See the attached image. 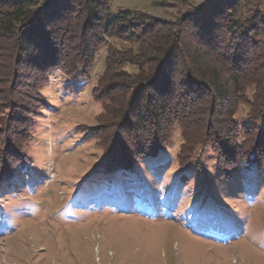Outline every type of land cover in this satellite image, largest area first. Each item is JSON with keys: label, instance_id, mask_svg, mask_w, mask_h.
<instances>
[{"label": "trees", "instance_id": "obj_1", "mask_svg": "<svg viewBox=\"0 0 264 264\" xmlns=\"http://www.w3.org/2000/svg\"><path fill=\"white\" fill-rule=\"evenodd\" d=\"M161 4L180 5L175 18L112 12V0H0V109L8 121L2 130L7 135L12 122L25 120L19 154L49 107L40 88L50 72L86 82L105 46L91 91L101 106L91 134L104 169L131 173L168 148L175 126L183 164L201 166L218 155L222 176L264 164V0ZM37 69L39 77H31ZM3 142L1 179H10L31 160L24 154L5 162L12 142L8 135Z\"/></svg>", "mask_w": 264, "mask_h": 264}, {"label": "rangeland", "instance_id": "obj_2", "mask_svg": "<svg viewBox=\"0 0 264 264\" xmlns=\"http://www.w3.org/2000/svg\"><path fill=\"white\" fill-rule=\"evenodd\" d=\"M162 1L112 0L111 6L175 18L180 5ZM105 54L103 46L86 82L50 72L40 88L49 107L23 150L30 165L10 179H1L0 167V264H264V164L227 176L218 155L201 166L183 164L175 126L168 148L138 161L131 173L103 168L91 134L101 106L91 91ZM37 70L30 76L39 77ZM6 122L0 109V149L8 135L5 162L15 164L24 155L18 142L26 138L19 129L25 120L12 122L7 135Z\"/></svg>", "mask_w": 264, "mask_h": 264}]
</instances>
